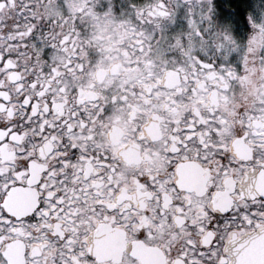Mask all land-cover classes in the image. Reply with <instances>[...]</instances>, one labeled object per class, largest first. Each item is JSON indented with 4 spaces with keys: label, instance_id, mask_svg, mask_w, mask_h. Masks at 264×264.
Masks as SVG:
<instances>
[{
    "label": "snow or ice",
    "instance_id": "1",
    "mask_svg": "<svg viewBox=\"0 0 264 264\" xmlns=\"http://www.w3.org/2000/svg\"><path fill=\"white\" fill-rule=\"evenodd\" d=\"M0 264H264V0H0Z\"/></svg>",
    "mask_w": 264,
    "mask_h": 264
}]
</instances>
